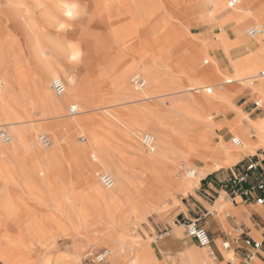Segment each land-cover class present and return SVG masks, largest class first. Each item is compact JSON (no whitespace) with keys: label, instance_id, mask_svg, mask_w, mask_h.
<instances>
[{"label":"bare ground","instance_id":"obj_1","mask_svg":"<svg viewBox=\"0 0 264 264\" xmlns=\"http://www.w3.org/2000/svg\"><path fill=\"white\" fill-rule=\"evenodd\" d=\"M174 4L183 12L194 11L212 21L217 11L228 7L229 0H174ZM0 5V70L4 76L0 80L3 120L0 126H6L10 134V140H0V264H31L27 255L32 250L31 240L37 244L46 225L66 230L53 218L52 208L64 214L71 229L96 233L107 247V259L139 260L148 252V245L142 249L140 241L125 238L129 213L157 208L175 191L187 193L201 175L198 162L212 161L220 167L223 160L237 159L244 152L246 142L238 120L218 125L213 122L212 112L218 102L228 103L223 99L225 91L215 89L214 83L226 75L215 63L204 73V81L196 78L184 82L181 77L187 71L193 69L197 73L187 61L177 74L182 82L176 81L177 78L171 80L172 75L161 82L150 48L153 40L144 37L146 10L151 0H0ZM230 7L216 21L222 29L220 38L228 45H236L239 39H234L231 30L239 24L240 15L254 16L239 1ZM36 14L40 16V26ZM117 16H123V20L117 21ZM253 27L259 29L249 36L253 54L236 61L234 72L223 62L231 73L225 82L258 79L264 85L259 77L264 66L255 73H245L253 64L264 63V58H259L260 54L264 56V16ZM15 30L23 35L25 45ZM201 54L199 50L198 57ZM5 57L11 63L7 70ZM78 60L91 79L93 94L104 87L115 93L100 100L86 98L85 85L73 72ZM136 75L142 84L132 82ZM54 79L65 83L61 95L51 88ZM169 94L177 95L167 101L157 100L143 109H133L141 117L138 122H129L105 106L110 101L144 100ZM70 104H75L79 113L66 116L65 108ZM91 110L104 113L101 118L92 113L82 115ZM225 123L237 134L241 146L222 140L217 147L211 144L216 127ZM105 126L115 127L120 135L126 136L127 142L124 145L109 142ZM144 130L153 136L152 151L143 144L140 146L137 140ZM39 131L49 134V145L41 144ZM74 134H81L79 137L86 140H75ZM189 158L195 159L196 165L187 167ZM101 172L111 175L114 180L111 187L101 186L96 178ZM70 173L74 175L71 190ZM24 198L51 209L37 213ZM75 203L78 208H74ZM62 205L66 207L63 209ZM126 251L132 253L124 257ZM51 261L47 256L39 259L44 264ZM171 264H212V261L206 256L204 260L182 258Z\"/></svg>","mask_w":264,"mask_h":264},{"label":"rangeland","instance_id":"obj_2","mask_svg":"<svg viewBox=\"0 0 264 264\" xmlns=\"http://www.w3.org/2000/svg\"><path fill=\"white\" fill-rule=\"evenodd\" d=\"M238 1H239V4L247 12H250V10H253V8L255 9L256 7L254 4H257V6H259L258 7L259 13H255L256 17L253 18V17L248 16L246 18H250L252 20V26H254L256 22L258 23L261 22V17L264 16V0H238ZM208 9L212 10L213 9L212 5H209ZM230 9L231 7L228 5V7H226L225 10L217 11L215 13V16L212 18L213 20L210 21L209 19L204 18L200 13H196L194 11L183 12V9H180L178 6L174 4V0H151V6L148 10H146V12L148 13V16L146 17V22H145V27H144V30L146 31L144 37H151V39L153 40L152 43H154V41H158L161 44H167V45L170 44V46L169 45L164 46L165 48L167 47L168 49V52L164 58L154 57L155 59L154 65L157 67L156 75L161 80V82L165 81V77L167 75H170V76L172 75L171 80H175L174 78H177L176 81L178 80L179 83L182 82L181 79L184 81L185 77L182 74H181L182 77L177 76V74L179 71H181L182 66L185 65L187 61L191 62L192 66L197 69L198 77L196 80L204 81L205 79L204 73L207 72L211 68L212 64L216 63L220 72L226 75V77L220 76V78L215 81L214 88L222 89L221 86L223 83H225L226 78H231L230 70L226 69L222 64L215 62L214 59L209 54H207V52H205V54H201L198 57L199 48L197 47H193V50H191L188 53L187 43H188L189 38L197 39L200 35L204 33L203 32L204 30H206V33H205L206 36L210 40L214 41L215 38H217V35L219 33L218 23L216 20L224 16L228 11H230ZM260 13L262 14L258 15ZM35 16L40 26L41 24L40 16L39 14H36ZM242 17H244V14L240 15L239 19ZM118 18L121 21L123 20V16H117V19H116L117 21H119ZM76 24L77 25L79 24V20H77ZM249 26L250 25H247L246 27H249ZM97 30L103 31V28H98ZM177 30H178V33H177ZM15 32L16 34H18V37H20L21 42L23 40V44L25 45V40H24L25 38L24 37L22 38L23 35H21L17 30H15ZM75 40L77 41L78 37L75 38ZM152 47L153 45L151 44L150 48ZM220 49L221 48L218 47V50ZM5 60L8 63H6ZM3 63L7 64V65H4L5 70L9 69L11 65L10 59L5 57L3 60ZM160 64H163V65L161 66ZM73 72L74 74L77 75L78 78H80V80L83 82V85H85L86 92L84 94L86 98H90L93 100H100L102 98L104 99L108 95L110 96L115 93L114 91L108 89L107 87H104L101 92L93 94L92 93L93 85L91 83L90 77L85 72L84 68L82 67V61L80 60L75 61ZM191 74L193 75V72H191ZM3 77H4L3 73L0 70V80ZM225 85H227L228 87L231 86L230 91L232 92V102L235 105L240 99V97L242 96V92H248L244 90L243 84L240 85L239 83L234 82L232 84L226 83ZM144 86H146V83ZM175 95L177 94H169V95H165L162 97L144 99L145 101L143 99H138V100L127 99V101L126 99H121L119 100L120 103L119 101H110L111 103L107 102L109 105L105 103L107 104L105 106L107 107V110L109 109L108 111L111 110L110 112L116 115L122 116L124 119H126L129 122H133V121L138 122L140 121L141 117L136 112L132 111L133 109L134 110L140 109V108L143 109L147 106H151L153 102L155 103L157 100L167 101L168 99L172 98ZM250 100L252 101L257 100L256 96L254 95ZM249 106H253V105L251 104ZM231 110L233 109H229V110L221 109L222 111L221 113L220 112L217 113L213 111L212 112V114L214 115L213 122H215L216 125H218L220 123H223L224 120L230 119ZM86 112H83L82 115L87 116V115H91L90 113H92V115L98 118H101L102 114L104 113L103 110H91V111H86ZM65 113L67 116V108H65ZM246 114L250 116L249 113H246ZM34 118L36 117L34 116ZM1 121L3 120H2L1 113H0V122ZM145 125L153 126L151 123H146ZM0 127H4L6 130H8L6 126L1 125ZM105 129L108 131L107 139L109 142H112V144L114 145L123 144L124 145L127 142L126 136L122 134L120 135V133L116 130L115 127L105 126ZM146 131L147 130H144V132ZM41 133H46V132L45 131L38 132V134H41ZM47 135L49 136V134ZM80 135L81 134H74L75 140H81V141L86 140V137L85 138L79 137ZM212 136H213L211 139L212 145H215L219 141L220 137L228 141L230 144H232L230 140L232 136L238 137L234 131H231L224 124L222 126L216 127V130L214 131ZM137 140L140 146L143 147L140 141V136H137ZM50 142H51V139H50ZM263 145H264V142L262 143V145H259L258 147L263 146ZM187 163H188V166L186 165L187 167L196 165L195 159L193 158L187 159ZM181 174H182L181 172L178 173V177H180ZM69 176L71 178L70 185H69V188L71 190L74 175L70 173ZM96 178L100 182L98 176ZM100 184L102 187H104L101 182ZM185 195L186 193H183L182 191H175L172 196H168L167 198H165L162 204H160V206L157 208H151L149 210H142V211H138L137 213H129L127 221L128 220L130 221H128L129 223L127 222L125 238L127 240L132 238L133 241H140L139 246H141L140 248L142 249L146 247V244L143 241L148 242L151 250L153 251L155 255L153 256L150 252H147L146 254L142 255L139 258L142 264H149V263L157 261V259L162 261L163 264L171 263L173 260H176L177 262H179L182 258L186 257L184 247H182L180 243H178L177 241L170 239L166 233L170 229H172L174 225H180L182 228L183 236L186 235L184 226L182 225V222L184 219H182L178 215V211L180 209H184L182 200L185 198ZM24 201L26 202L28 206L34 207L37 213H44V211L49 212L51 209L49 206H47L48 207L47 208L45 206L38 205L36 202H34V200L32 201L31 199L29 200L28 198H24ZM184 204H186V202H184ZM63 206L66 207L65 205H62L61 207L63 209H64ZM73 206L74 208L76 207L78 208L79 204L75 203V205L73 204ZM68 207L71 208L72 205ZM52 209L50 213H52L53 218L55 217V219L59 220L61 225L66 227V230L62 231L61 229H58V228L53 229V227H51L50 225H46L47 226L46 231L42 235L43 237L42 236L40 237V241L37 242V244H36V240L28 239V240H31V242L33 241L32 250L28 252L27 254L30 260L32 261L31 264H44L42 262H39V259L41 256L49 257L50 260H52L51 261L52 263L49 262V264H109V262L113 260L112 258L107 259L108 256H106L103 262H95L93 260L92 255L95 254L96 252L102 251L103 249L107 248L106 246L103 245L101 240L98 239V236L95 235L96 233L84 231L81 229L77 231L71 229L70 227H68L69 225L68 220L65 216H63L64 214L56 213L58 211L54 209L52 210ZM41 238L43 239L41 240ZM190 240L192 241V244L194 245L195 248L200 247L197 245V243L194 242L193 239H190ZM90 244L92 246H89ZM130 253L132 252L126 251L123 256L124 257L128 256ZM75 255L76 257L74 258Z\"/></svg>","mask_w":264,"mask_h":264},{"label":"crops","instance_id":"obj_3","mask_svg":"<svg viewBox=\"0 0 264 264\" xmlns=\"http://www.w3.org/2000/svg\"><path fill=\"white\" fill-rule=\"evenodd\" d=\"M254 5L256 8L250 10V13L254 16L253 18L256 17L255 13H259V6H257V4ZM242 14H244V17L238 19L239 24L231 30V34L234 39H239L236 42V45L235 43L228 45L220 38L222 29L218 24L219 33L217 38L214 40L215 42L206 36V30H204V33L200 35L197 40L189 38L187 43L188 53L193 50V47H197L203 54L208 52L215 62L219 64L226 62L230 70L233 69L231 72H234V65L236 61L245 59L253 54V49L249 44L251 39L246 33V30L249 27H253L252 20L250 18H246L250 16L249 14ZM261 14L262 13L258 15ZM247 25L250 26L246 27ZM245 44L247 45L245 46ZM152 45L153 47L151 49L156 58H164L166 56L168 49L164 46L167 44H161L158 41H154ZM168 45L170 46V44ZM218 47L221 49L218 50ZM259 58L262 60L264 56L260 54ZM263 66L264 63L262 64L257 62L250 66L245 73H255L259 69L263 68ZM191 72H193V75ZM184 77V82L195 80L197 78L196 70L192 69L187 71L184 74ZM234 82L239 83L240 85L243 84L244 90L248 91L242 92V96L236 105L232 102V92L230 91L231 86L228 87L225 85L226 83L232 84ZM221 87L225 91V98L223 97V99H227L228 103L220 100L217 104L215 112L221 113V109L228 110L233 108L230 113L231 118L226 119L223 122H233L238 120L237 124L239 125L240 130H242L244 134V141L246 142L244 152L242 151L240 157L237 159L223 160L220 167H216L215 163L212 161L198 162L201 175L199 179L195 181L193 187L188 190L185 198L182 200L184 209H180L178 211V215L182 219H197L201 224H203L210 234L211 243L209 247L195 248L190 240L193 238L187 235L183 236L180 225H174V227L166 233L170 239L177 241L182 247H184L186 259L199 258L204 260L206 259V256H208L211 259L212 264H264V246L263 249L258 250V252L254 254V257L249 262H246L245 255L251 251V248L245 245L243 241L244 237L250 236L253 239L262 240L264 245V207L256 204L254 201L242 202L238 193H236L234 198H232V187L227 182L232 175H237L243 172L250 159L257 160L260 165H264V145L258 147L264 142V85L261 83V80L259 81L258 79L250 80L249 82L236 79L232 82L223 83ZM254 95L257 100H260V98L263 97L262 101H260L261 107L249 106L251 104L253 105L254 101L250 99ZM237 111H239V113ZM245 112L249 113L250 116ZM224 125L227 127L229 126L226 123ZM228 128L231 130L230 127ZM221 140L224 143L228 142L220 137L217 144L213 146L217 147ZM241 145L242 144L240 143L237 146ZM259 179H264V176H261L259 170H256L250 173L248 181L253 183ZM247 183H244V185H247ZM256 194L257 196H261L264 194V191H258ZM183 201L186 202V204H184ZM238 229L243 233L239 234ZM226 240L229 241L230 248L224 250L221 248L220 244L222 241ZM143 242L148 245V252L155 256L148 242ZM194 242L196 243L195 240ZM209 250L212 251L213 256L209 255ZM229 257H232L233 260L229 261ZM112 259L113 260L109 262V264H142L140 260L135 258L128 259L124 262H119L116 258ZM172 262L177 261L173 260ZM155 264L163 263L157 259Z\"/></svg>","mask_w":264,"mask_h":264},{"label":"built area","instance_id":"obj_4","mask_svg":"<svg viewBox=\"0 0 264 264\" xmlns=\"http://www.w3.org/2000/svg\"><path fill=\"white\" fill-rule=\"evenodd\" d=\"M238 0H229V6H232L236 4ZM259 32V29L256 27H251L247 30L248 36H253ZM259 77L264 80V69L259 71ZM133 82L137 84H142V79L139 76H134ZM51 88L53 92L56 95H61L65 91V83L61 79H54L51 82ZM210 89H208V92ZM254 107H261L260 106V100H255L253 102ZM79 113V109L75 104H70L67 107V115L72 116ZM0 140L1 141H8L10 140V134L9 132L3 128L0 127ZM39 140L42 145L47 146L50 143V138L47 134L42 133L39 135ZM231 142L234 145H239L240 140L236 136L231 137ZM141 143L150 151L153 150L154 147V139L153 136L149 132H144L140 137ZM259 170V173L261 176H264V165H260L257 160L250 159L247 165L245 166V170L237 175H232L231 178L227 180L228 184L232 187L233 197L238 193L240 195V200L242 202H250L254 201L256 204L261 205L264 207V194L261 196H257L258 191H264V179H259L253 183L248 181V178L250 176V173L253 171ZM100 182L106 186L111 187L114 183L113 178L111 175H109L106 172H101L99 175ZM248 182V183H247ZM244 183H247V185H244ZM234 200V199H233ZM182 225L185 229V234L187 236L192 237L198 246L205 247L210 245L211 243V237L206 229V227L201 224L197 219H184L182 222ZM238 233L242 234L243 232L238 229ZM245 245L249 246L251 248V251H249L245 255L246 262H249L258 250L263 249V241L258 239H253L250 236H246L243 239ZM221 248L224 250H227L230 248L229 241H222L220 244ZM108 254V251L106 249H103L102 251L96 252L92 255L93 260L95 262H103ZM210 256H213L212 251L209 250ZM229 261L233 260L232 257L228 258Z\"/></svg>","mask_w":264,"mask_h":264}]
</instances>
